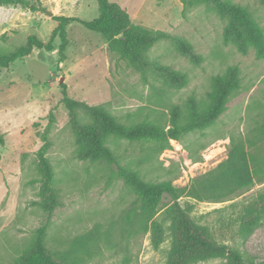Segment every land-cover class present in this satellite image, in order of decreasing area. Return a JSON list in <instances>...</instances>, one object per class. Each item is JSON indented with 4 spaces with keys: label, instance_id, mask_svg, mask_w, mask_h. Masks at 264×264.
I'll return each mask as SVG.
<instances>
[{
    "label": "rangeland",
    "instance_id": "rangeland-1",
    "mask_svg": "<svg viewBox=\"0 0 264 264\" xmlns=\"http://www.w3.org/2000/svg\"><path fill=\"white\" fill-rule=\"evenodd\" d=\"M109 1L118 3L134 24L169 36L146 51L149 66L143 72L111 52L99 33L74 20L65 26L64 60H58L60 41L55 36L50 50L33 48L7 67L0 65V134L4 139L0 145V264H12L46 220L40 205L37 150L50 110L53 121L46 132L50 142L46 157L54 171L52 188L59 204L49 220L47 245L77 264H165L170 246L166 213L170 198L163 196L158 204L156 215L164 235L153 248L149 222L146 227L137 215V194L118 175L117 166L76 156L68 113L60 102L62 84L72 98L100 106L125 125L145 121L165 127L171 106L179 105L185 113L190 99L206 102L212 77L237 67L240 87L208 127L170 140V147L161 151L151 144L116 138L109 144L119 163L139 177L170 181L180 190L179 201L193 219L211 228L237 211L232 203L264 186V55L257 56L253 48L241 53L226 41L227 18L210 4L199 3L183 12L181 0ZM231 1L247 6L264 32V3ZM61 15L90 20L98 15L97 0L1 4L0 54L25 45L31 34L47 41L58 23L56 16ZM176 39L183 40L197 57L180 48ZM165 69L185 74L186 83L171 86ZM77 113L81 122H90L83 110ZM231 140L245 144L253 184L239 195L219 199L203 191L201 184L227 158ZM226 240L264 264V225L244 241L237 235ZM224 261L214 258L195 264Z\"/></svg>",
    "mask_w": 264,
    "mask_h": 264
},
{
    "label": "trees",
    "instance_id": "trees-1",
    "mask_svg": "<svg viewBox=\"0 0 264 264\" xmlns=\"http://www.w3.org/2000/svg\"><path fill=\"white\" fill-rule=\"evenodd\" d=\"M21 0H0V5ZM183 12L199 3L212 5L215 11L227 18L224 39L231 42L238 51L246 53L253 48L257 56L264 55V32L253 20L245 5L231 0H181ZM264 3V0H260ZM98 15L90 20L70 16H56L57 25L47 41H42L34 34L27 37L26 44L8 54H0V65L7 67L13 60L28 55L33 48L50 50L55 36L59 37L58 60L65 59L64 50L68 43L66 24L78 21L86 28L96 31L106 43L107 48L119 58L125 60L134 69L143 72L149 66L146 51L158 40L168 38L161 30H153L134 24L129 14L114 1L97 0ZM180 48L187 50L190 56H197L181 39H176ZM167 82L173 87H180L187 81L186 75L172 70L164 71ZM211 90L202 104L190 99L186 112L182 113L179 105L169 109V123L165 127L149 122L125 125L100 106L89 105L84 101L69 96L64 84L61 85L60 102L68 113L69 125L74 134L76 156L81 160L105 161L117 166L118 175L131 186L138 198L137 215L146 227L149 222L150 243L157 248L163 240L164 229L156 215L158 204L163 196L170 198L166 208L169 218L170 246L165 264H195L214 258H224L221 264H262L258 257L246 250L240 251L226 239L234 235L244 241L253 231L264 225V186L251 196H242L232 206L237 208L224 223L217 228L199 223L193 219L189 209L180 201V190L170 181H147L135 172L122 166L116 151L110 146L111 138L127 142H142L155 146L159 151L170 147V140H179L183 135L194 130L208 127L226 108V103L233 92L240 87V75L237 67H228L223 73L212 77ZM83 110L90 118L83 123L78 118L77 110ZM48 124L42 134V144L37 150V170L39 173L40 205L46 212V220L33 235L28 246L13 260L12 264H77L51 249L45 234L53 210L59 204L52 188L54 171L46 152L50 145L46 132L53 121V112L48 114ZM0 134V145L3 144ZM253 184V177L248 161V152L242 141L231 140L227 158L221 162L214 173L209 174L201 184V189L216 198L248 190ZM219 233H216L217 231ZM223 231L234 235H223ZM226 233V232H225ZM227 237V238H226Z\"/></svg>",
    "mask_w": 264,
    "mask_h": 264
}]
</instances>
